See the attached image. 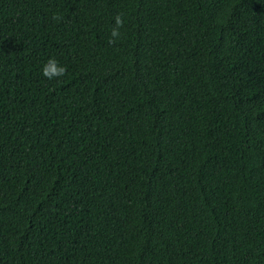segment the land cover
<instances>
[{"label": "trees", "instance_id": "16d2710c", "mask_svg": "<svg viewBox=\"0 0 264 264\" xmlns=\"http://www.w3.org/2000/svg\"><path fill=\"white\" fill-rule=\"evenodd\" d=\"M0 264H264V0H0Z\"/></svg>", "mask_w": 264, "mask_h": 264}, {"label": "clouds", "instance_id": "9594fccd", "mask_svg": "<svg viewBox=\"0 0 264 264\" xmlns=\"http://www.w3.org/2000/svg\"><path fill=\"white\" fill-rule=\"evenodd\" d=\"M124 20L122 14H116L114 18V25L110 29V42L117 40L121 37V26L123 25ZM66 71L65 66L61 64L54 56L48 57V59L42 64L41 72L44 76L49 79L53 77H60Z\"/></svg>", "mask_w": 264, "mask_h": 264}]
</instances>
